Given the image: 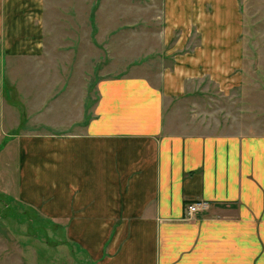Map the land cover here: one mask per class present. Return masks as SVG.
I'll return each instance as SVG.
<instances>
[{
	"label": "crops",
	"instance_id": "crops-1",
	"mask_svg": "<svg viewBox=\"0 0 264 264\" xmlns=\"http://www.w3.org/2000/svg\"><path fill=\"white\" fill-rule=\"evenodd\" d=\"M118 3L125 19L138 20L131 11L140 10L152 24L149 15L159 13L156 45L170 48L163 60L172 67L159 72L158 85L143 76L101 79L81 129L20 140V195L32 189L25 199L65 222L70 240L97 264H264L260 210L252 219L249 210L261 206L249 177L262 176L264 140L172 134L166 124L186 77L205 71L240 80L231 70L247 44L242 0ZM43 15L44 0H0L2 53H40ZM193 200L208 206L189 220Z\"/></svg>",
	"mask_w": 264,
	"mask_h": 264
},
{
	"label": "rangeland",
	"instance_id": "rangeland-1",
	"mask_svg": "<svg viewBox=\"0 0 264 264\" xmlns=\"http://www.w3.org/2000/svg\"><path fill=\"white\" fill-rule=\"evenodd\" d=\"M242 5L247 44L239 68L231 70L233 77L241 73L240 80L205 71L186 77V93L167 110L172 134L264 140V0ZM139 11H131L138 20L125 19L127 9L118 0H44L40 53L12 57L0 47V264H97L70 240L65 222L25 199L32 189L20 195L19 141L81 129L93 117L101 79L143 76L160 83L159 72L173 65L163 60L170 48L156 45L159 13L149 15L153 23L147 24ZM260 174L249 180L261 206L249 210L250 219L260 210L264 229L263 167ZM196 201L203 200L189 203ZM188 205L189 220L207 208L188 214Z\"/></svg>",
	"mask_w": 264,
	"mask_h": 264
},
{
	"label": "built area",
	"instance_id": "built-area-1",
	"mask_svg": "<svg viewBox=\"0 0 264 264\" xmlns=\"http://www.w3.org/2000/svg\"><path fill=\"white\" fill-rule=\"evenodd\" d=\"M188 204H189L187 207L188 214H192L193 212L197 213L201 209L207 207V204L205 201H196V202L188 203Z\"/></svg>",
	"mask_w": 264,
	"mask_h": 264
}]
</instances>
